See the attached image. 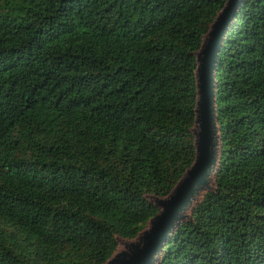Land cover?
<instances>
[{
	"label": "trees",
	"instance_id": "trees-1",
	"mask_svg": "<svg viewBox=\"0 0 264 264\" xmlns=\"http://www.w3.org/2000/svg\"><path fill=\"white\" fill-rule=\"evenodd\" d=\"M225 0H0V264H100L194 155L193 52ZM214 77V187L157 264H264V0Z\"/></svg>",
	"mask_w": 264,
	"mask_h": 264
},
{
	"label": "water",
	"instance_id": "water-1",
	"mask_svg": "<svg viewBox=\"0 0 264 264\" xmlns=\"http://www.w3.org/2000/svg\"><path fill=\"white\" fill-rule=\"evenodd\" d=\"M242 1H224L201 36L198 48L193 52L195 99L190 132L194 155L191 163L166 195H150L152 202L147 201L157 208V212L132 239L125 240L124 250L100 264H157L165 240L182 221L190 218L193 207L203 194L213 189L220 145L216 123L215 61L222 40ZM200 193V200L195 202ZM187 210L188 215L185 214Z\"/></svg>",
	"mask_w": 264,
	"mask_h": 264
},
{
	"label": "rangeland",
	"instance_id": "rangeland-1",
	"mask_svg": "<svg viewBox=\"0 0 264 264\" xmlns=\"http://www.w3.org/2000/svg\"><path fill=\"white\" fill-rule=\"evenodd\" d=\"M203 193V192H202ZM202 193H200L199 194V196H197L196 198H195V202H197V201H199L200 200V198H201V196H202ZM145 198L148 200V201H151L152 202V198L150 197V195H148V194H146L145 195ZM185 214H189V210H187L186 212H185ZM146 225V224H145ZM139 231V230H138ZM137 231V232H138ZM137 232L132 236V237H123V236H121V235H119V234H117V233H113L112 235H110L109 237H108V239H107V242H108V245H110V247H111V251H110V253L108 254V256H107V258L105 259V260H108V259H110L115 253H118V252H120V251H122V250H124L125 248H124V242H125V240H129V239H132L136 234H137ZM104 260V261H105ZM103 261V262H104Z\"/></svg>",
	"mask_w": 264,
	"mask_h": 264
}]
</instances>
